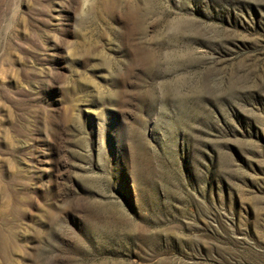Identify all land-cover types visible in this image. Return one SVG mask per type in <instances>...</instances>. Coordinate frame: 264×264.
Returning a JSON list of instances; mask_svg holds the SVG:
<instances>
[{
	"label": "rangeland",
	"instance_id": "374dc122",
	"mask_svg": "<svg viewBox=\"0 0 264 264\" xmlns=\"http://www.w3.org/2000/svg\"><path fill=\"white\" fill-rule=\"evenodd\" d=\"M0 264H264V0H0Z\"/></svg>",
	"mask_w": 264,
	"mask_h": 264
}]
</instances>
